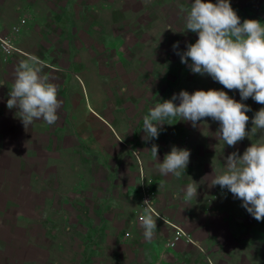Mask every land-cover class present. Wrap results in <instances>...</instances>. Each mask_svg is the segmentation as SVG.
Listing matches in <instances>:
<instances>
[{
    "label": "crops",
    "instance_id": "obj_1",
    "mask_svg": "<svg viewBox=\"0 0 264 264\" xmlns=\"http://www.w3.org/2000/svg\"><path fill=\"white\" fill-rule=\"evenodd\" d=\"M37 2L44 3L46 0ZM27 3V0H0V39H4L2 35L7 30L9 37L18 36L17 41L22 45L27 44L26 31L22 29L24 24L44 21L40 23L43 35L38 40L42 46L29 50L18 45V42L16 45L12 43L15 51L11 56H6L0 49V81L7 83L0 87V147L4 142H10L14 146L17 162V155L22 152L21 143L24 137H28L32 127V144L28 148L33 150L31 157L36 162L41 161L47 165L48 180L54 181L53 198L50 196L52 206L60 205L62 201L64 213L72 211L79 214L72 224L66 221L67 215L64 214V224L76 227L78 223L85 226L89 233L86 236L90 238L84 241L82 251L78 254L80 260L92 258L87 250H92L94 258H99L102 245L109 243L112 264H264V223L256 219V223H242L244 218L251 216L242 207L243 202L234 198L233 203L226 204V194L230 192H211L209 184L206 183L205 187L200 182V179H207L208 174L199 173L198 165L195 162L193 164V151L197 147L206 148L216 144L215 140L207 137L209 132L218 131L219 122L204 118L198 122L197 127H193L191 122L175 118L171 125L164 122L158 139L147 142L142 130L143 117L157 103L170 100L181 91L194 93V88L225 91L237 102L248 105L251 111L246 113L250 117L246 131H251V119L264 105L257 104L252 98L243 101L238 90L229 91L207 75L193 74L188 65L181 63V59L169 68L166 58L152 61L150 55L142 59V67L147 72L142 76L143 83L139 84L142 86L141 97L124 87L114 94L107 86L109 77L102 71L93 73L86 64L87 46L80 37H86L90 34L88 30L91 32L92 29L86 24L80 29L76 21L89 19L88 13H55L44 8V12L35 16L33 11L26 10L24 4ZM230 3L241 18V23L249 19L264 24V0H230ZM92 15L96 19L97 14ZM71 18L74 25L69 22ZM63 19L69 23L65 29L64 25L58 24L61 28L56 39L65 46L67 54L66 57L59 55L57 58L55 54L59 52L54 53L53 50L50 53L49 47L44 45L47 44L45 29L54 24L56 26L55 22ZM169 27L167 30H170ZM172 29L178 32V38L182 35L183 28L174 25ZM188 35L190 43L194 44L198 36L191 31ZM68 39L70 41L65 42ZM109 46L113 47L112 51L118 47ZM165 46L159 42L155 52L160 55ZM171 48L175 52L187 50V46L182 48L181 45L176 50L173 45ZM36 50L42 54H36ZM32 56L42 62L41 74L56 85L61 108L58 110L59 119L54 125L38 120L26 130L17 115L18 110L8 109L7 100L17 65ZM62 59L66 60L65 65L59 64ZM108 63L118 65L121 61ZM126 63L132 64L130 61ZM98 64L94 63L96 69ZM78 69L82 71L81 75L76 74ZM154 69H158L157 76L154 75ZM168 71L173 74L170 82ZM183 72L193 79L188 80ZM123 73H127V76L123 75L127 80L130 78L135 81L134 77L128 76L129 71ZM123 73L116 72L111 78L125 83L121 76ZM156 81L158 92L153 86ZM134 85L136 83L130 87L133 89ZM83 87L88 94V104ZM122 97L132 102L119 105L117 102ZM135 98L141 100L137 102ZM175 103L179 105V101ZM198 129L207 133L206 136L203 135L201 139L192 138V133L198 132ZM3 135L6 140L1 139ZM244 142L238 144L245 147ZM252 142L256 143L257 140ZM153 144L158 145V157H153L148 151ZM173 146L187 149L191 153L188 167L180 178L173 175L165 177L158 171L159 164ZM189 183H196L198 188L197 198L190 201L184 199V190ZM145 196L152 202V214L157 223L155 235L150 241L144 238L139 220L144 211L142 205ZM229 218L235 223H227ZM173 226L181 228L193 243L181 241L173 249L169 248L167 244L174 235ZM66 230H69V226Z\"/></svg>",
    "mask_w": 264,
    "mask_h": 264
},
{
    "label": "rangeland",
    "instance_id": "obj_2",
    "mask_svg": "<svg viewBox=\"0 0 264 264\" xmlns=\"http://www.w3.org/2000/svg\"><path fill=\"white\" fill-rule=\"evenodd\" d=\"M210 1L215 3L217 0ZM27 2L24 4L26 10L33 11L35 16L44 12V8L48 12L55 13L66 11L81 15L88 13L89 19L76 21L77 26H81L80 29H83L84 24L92 29L91 32L88 30L89 35L86 37L81 35L80 37L87 46L86 64L93 73L102 71L104 75L109 77L110 81L107 86L111 88L114 94L118 89L124 87L125 90L134 92L141 97L142 86L139 84L143 83L142 76L147 72V69L142 67V59L148 55L151 56L152 61L166 58L168 67L172 68L174 64L179 62L180 56L176 54L178 51L172 50L171 46L179 42L182 48H186L190 43L188 38L190 31H187L185 27V20L193 0H46L44 3L37 2V0H27ZM204 2L207 3L209 0H204ZM93 13L97 14L96 19L94 15L90 16ZM69 22L74 25L72 18ZM69 22L65 19L58 23L56 21V26L54 24L45 29L47 44L44 45L49 47L50 53L53 50L54 53L59 52L55 54L57 58L63 55L66 57L67 54L65 46H62L56 39L61 28L58 24L64 25L63 29H65ZM40 23L42 24L44 21H29L27 25L24 24L22 29L26 31L27 44L22 45L20 41H17L16 37L18 38V36L9 37L10 34L9 32L7 34V30L2 36L4 39L8 38L11 44L16 45L18 42V45L21 44L20 46L27 47L29 50L33 47L37 48L42 46L38 43L39 38H42L43 35ZM82 23L83 25H81ZM174 25L179 29L180 27L183 28L179 38L176 35L178 32H175L174 29L167 30V26L173 28ZM67 41L70 40H65V42ZM159 42L162 46L166 45L160 55L155 52ZM110 44L118 47L112 51L113 47H110ZM73 45L75 46V44ZM35 53L40 54L41 51L36 50ZM118 60L121 61L118 65L108 63ZM65 61L62 59L59 64L65 65ZM129 61L132 63L131 65L126 63ZM95 62L99 63L97 69L94 67ZM169 68L168 70H170ZM126 71H129L128 76L134 77L135 81H131L130 78L127 80L124 77L127 76V73H123ZM76 72L77 75L82 74L79 69ZM116 72L123 73L121 76L124 75L125 83L119 82L116 78H111ZM154 75H158V69H154ZM183 76L188 80L193 79L191 75L185 72H183ZM172 78L173 74L168 71L169 82ZM199 80L202 81L201 78ZM135 83L136 85L132 89L130 86ZM153 86L158 92L157 81ZM194 90L197 91L200 88H194ZM83 93L88 104V94L84 87ZM135 99L137 102L141 100L140 98ZM131 102V100L122 97L117 103L124 106ZM31 131L21 143L22 152L18 153L17 162L14 158V146H11L10 142H4V145L2 144L0 147V264H112L109 243L106 246L102 245L103 249L99 258H94L92 250H87L89 254L91 253L90 257L92 258L80 260L78 257L84 246V241L90 238L86 236L89 233L85 226H80L78 223H76V227L64 224V214L66 213L62 210V201L60 205L52 206L50 196L53 198L54 181L48 180L47 165L41 161L36 162L31 157L33 150L28 148L32 144ZM217 132L211 131L207 137L210 140H215V145L206 148L197 147L193 151V164L195 162L198 165L199 173H207L209 176L205 180L200 179V182L205 187H207L206 183L209 184L210 191L214 194H223L224 191L228 190L221 189L218 185L212 187L211 182L215 176L226 171V157L237 151L243 155L255 139L257 142L254 144H264V131H257L249 138L246 137L244 139L245 147L239 144L235 147L223 146ZM192 134V138L201 139L207 133L198 129V132ZM1 139L6 140L4 135ZM209 178L212 180L207 181ZM233 199L231 193L226 194V204L233 203ZM66 212L68 213L66 214V221L71 222V224L79 216L76 212ZM227 223L232 225L235 221L229 218ZM242 223L256 222L252 216H248L244 218ZM260 223H264V221ZM68 226L69 230H66ZM227 228L230 229L231 227L227 226Z\"/></svg>",
    "mask_w": 264,
    "mask_h": 264
},
{
    "label": "clouds",
    "instance_id": "obj_3",
    "mask_svg": "<svg viewBox=\"0 0 264 264\" xmlns=\"http://www.w3.org/2000/svg\"><path fill=\"white\" fill-rule=\"evenodd\" d=\"M185 27L196 33L198 39L194 44L189 43L186 51L176 53L181 63L188 65L193 74L207 75L229 91L238 90L241 100L252 98L257 104L264 105V24L249 19L241 23L230 0H217V3L193 0ZM168 29L172 30L171 27ZM178 48L179 42L173 45L174 50ZM42 69V62L34 56L20 61L8 93L7 107L18 110L17 115L26 130L35 121L54 125L59 119L58 89L41 74ZM5 85V81H0V87ZM176 101H179L178 106ZM249 111L248 105L237 102L225 91L197 90L191 94L181 91L170 100L157 103L143 117L144 140L158 139L165 121L171 125L173 119L179 118L197 127L204 118H211L220 124L219 139L225 145L235 147L257 130H264V108H261L251 119V131H246L250 120L246 113ZM148 151L158 157V145L153 144ZM190 155L189 150L173 146L159 164L160 175L180 178L188 167ZM225 165L226 171L215 176L212 187L218 185L227 189L235 199L243 202L242 207L254 219L264 221V144L252 143L243 155L238 151L231 153L226 157ZM196 185L187 184L185 200L197 198ZM143 207L139 220L144 238L150 241L157 223L152 214V202L145 200Z\"/></svg>",
    "mask_w": 264,
    "mask_h": 264
},
{
    "label": "built area",
    "instance_id": "obj_4",
    "mask_svg": "<svg viewBox=\"0 0 264 264\" xmlns=\"http://www.w3.org/2000/svg\"><path fill=\"white\" fill-rule=\"evenodd\" d=\"M0 49L2 50V52L6 56H11L13 54V52L15 51L14 46L7 39H0ZM145 200L149 201V197L145 196L143 198V202ZM142 207H143V205H142ZM173 229H174V235H173L171 241L167 244V246L169 248L173 249L181 241L193 243L190 236L188 234H186L181 228L173 226Z\"/></svg>",
    "mask_w": 264,
    "mask_h": 264
}]
</instances>
